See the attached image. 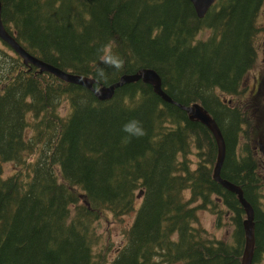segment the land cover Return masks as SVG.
<instances>
[{"label":"trees","instance_id":"1","mask_svg":"<svg viewBox=\"0 0 264 264\" xmlns=\"http://www.w3.org/2000/svg\"><path fill=\"white\" fill-rule=\"evenodd\" d=\"M1 1L4 25L33 54L95 77L97 50L112 42L124 68L100 84L151 67L175 101L143 79L100 99L26 64L0 37V264H241L246 210L213 176L214 133L179 105L195 101L223 132L221 175L242 186L255 212V257L264 252L253 139L245 134L247 146L242 138L239 102L222 99L242 93L257 60L264 0H216L203 17L191 0ZM204 27L212 33L199 38ZM133 119L147 134L124 145L123 125ZM6 161L17 165L12 174L4 175ZM205 208L214 225L233 224L228 238L196 224ZM104 210L135 211L116 249L97 245Z\"/></svg>","mask_w":264,"mask_h":264},{"label":"water","instance_id":"2","mask_svg":"<svg viewBox=\"0 0 264 264\" xmlns=\"http://www.w3.org/2000/svg\"><path fill=\"white\" fill-rule=\"evenodd\" d=\"M195 6L196 12L199 17L206 15L208 10L211 8L216 0H191ZM2 1L0 0V37L8 42L15 51H17L24 59L26 64H35L39 67L40 71H47L55 74L63 80L68 82H75L83 84L93 90L96 86L95 77L87 74H80L74 71L64 69L51 62H48L36 54H33L26 49L16 37L5 27L2 17ZM143 79L144 81L150 82L154 85V89L159 93L165 100L174 102L175 100L171 95L163 88L162 78L157 70L151 67H143L135 72L123 73L118 80H115L109 84H100L102 87L103 95H97L100 99L112 98L116 92V89L123 84L135 80ZM94 92V91H93ZM95 93V92H94ZM182 108L189 112V116L192 119H197L206 124L214 133L218 144V155L214 166L213 176L216 180L221 182L228 189L235 191L242 204L245 207L247 216L244 219V228L246 234V242L243 249L241 264H253L254 253H255V221H254V208L252 204L247 200L244 195L242 186L236 184L221 175L222 165L226 156V141L223 132L216 120V118L208 111V109L198 101L191 104L179 103Z\"/></svg>","mask_w":264,"mask_h":264},{"label":"flooded vegetation","instance_id":"3","mask_svg":"<svg viewBox=\"0 0 264 264\" xmlns=\"http://www.w3.org/2000/svg\"><path fill=\"white\" fill-rule=\"evenodd\" d=\"M258 32L261 33L260 34L261 41L260 43L257 42L258 47L256 45L257 60L253 65L255 66V71L252 75H248L246 78H244L242 94L239 97H237V95L233 96L231 100H229V102L233 103L234 98L237 97V101L241 105V109L243 111V119H244L243 134L245 133L249 137L252 136L253 139L252 147L254 149L255 155L256 156L258 155L256 162H257V170L260 176L261 196L263 202L264 201V21H261L259 23ZM252 119H255L257 121V123L255 124L259 130L255 134L250 131L252 125L251 124ZM258 148L259 150H257ZM245 153L246 156L248 157L249 150L246 149ZM253 264H264V252L260 253L257 257H255V253H254Z\"/></svg>","mask_w":264,"mask_h":264},{"label":"rangeland","instance_id":"4","mask_svg":"<svg viewBox=\"0 0 264 264\" xmlns=\"http://www.w3.org/2000/svg\"><path fill=\"white\" fill-rule=\"evenodd\" d=\"M261 21H264V8L259 13L258 24ZM211 33H212L211 28L204 27L198 33V37L205 38ZM260 34L261 33L258 32L256 35L255 45H257V42L260 43L261 41ZM257 47H256V51H257ZM254 71H255V66H253L250 70L247 71L248 73L245 75L244 78H246L248 75H252ZM242 87H243V83L241 85V90L243 91ZM228 96L231 97V95ZM255 123H257V121L255 119H252L251 124H255ZM242 138L244 142L248 144V140L245 136V133L242 136ZM257 150H259V148ZM16 168L17 165L14 162L6 161L4 163V175L12 174L16 170ZM198 214H199V218L196 221V224L206 227L208 229V233H207L208 235L218 238L219 237L228 238V236L231 235V232L233 230V224L228 223L223 227H218L217 225H214L216 213H213L209 208L200 209L198 211ZM134 216H135V211H132L131 213L125 214L120 217V216H115L111 211L104 210L103 213L100 214L98 221L96 222L95 225L96 232H99L100 234V237L97 241V245L100 246L101 244H103L107 246L111 242L112 247H114L115 249L118 248L120 245H122L125 239V227L127 224L133 221ZM112 256L113 253L108 252L107 258L109 257V259H111ZM174 264H180V263H174Z\"/></svg>","mask_w":264,"mask_h":264},{"label":"clouds","instance_id":"5","mask_svg":"<svg viewBox=\"0 0 264 264\" xmlns=\"http://www.w3.org/2000/svg\"><path fill=\"white\" fill-rule=\"evenodd\" d=\"M114 44L109 42L97 50L98 64L95 72V83L99 85L101 82L107 81L108 70L119 72L124 68L125 61L113 51ZM96 95H103L102 87L93 89ZM122 131L125 133L122 138V144L126 145L132 139L142 138L147 133L142 124L138 120H130L123 125Z\"/></svg>","mask_w":264,"mask_h":264}]
</instances>
